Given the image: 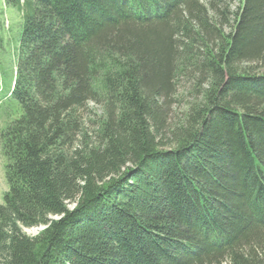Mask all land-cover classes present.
<instances>
[{"label": "trees", "instance_id": "16d2710c", "mask_svg": "<svg viewBox=\"0 0 264 264\" xmlns=\"http://www.w3.org/2000/svg\"><path fill=\"white\" fill-rule=\"evenodd\" d=\"M30 5L0 264H264V0Z\"/></svg>", "mask_w": 264, "mask_h": 264}, {"label": "rangeland", "instance_id": "374dc122", "mask_svg": "<svg viewBox=\"0 0 264 264\" xmlns=\"http://www.w3.org/2000/svg\"><path fill=\"white\" fill-rule=\"evenodd\" d=\"M32 0H20L18 7L8 4L5 0H0V130L16 119L20 114L17 102L6 96L14 79V62L18 54V46L21 28L24 20L31 14ZM230 9L233 10L240 0H227ZM243 67L252 71H259L264 74V64L256 62H243ZM184 82L178 88V94L184 91ZM183 99V97H182ZM183 106L176 105L174 110L178 111ZM7 159L5 158L0 142V203L4 202L3 194L7 191V181L5 175ZM41 227L22 228L24 233L34 236Z\"/></svg>", "mask_w": 264, "mask_h": 264}]
</instances>
